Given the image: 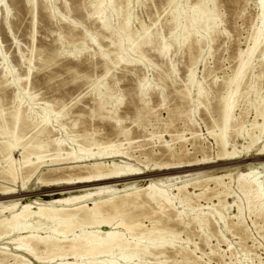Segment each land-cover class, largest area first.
Masks as SVG:
<instances>
[{"label":"bare ground","instance_id":"obj_1","mask_svg":"<svg viewBox=\"0 0 264 264\" xmlns=\"http://www.w3.org/2000/svg\"><path fill=\"white\" fill-rule=\"evenodd\" d=\"M37 1L29 0L28 4L36 5ZM206 1L198 0L195 6L189 8L190 10H185V6L182 5L176 7L174 20L179 33L171 42L163 40L157 50L160 55L165 57L175 44L178 45L179 50H183L185 46L190 50L193 46V37L202 29L205 31L202 37L208 39L209 42L213 40L211 32L215 31L221 19L220 15L213 13L216 0H210L213 4L212 8L204 5ZM2 6L5 11L4 20L7 24H11L9 22L10 5L6 0H0V13ZM92 15H97L105 31H111L112 35L119 36L118 43H116L118 49L116 51L118 56H116L119 57L117 62L120 60L128 63L137 62L136 58L135 60L125 57L124 50L131 49L136 50L137 53H143V46L153 44L155 41L148 27L142 28L143 35L140 34L141 36L131 29V16L128 14L121 16L122 14L120 15L116 8L115 0H96ZM119 16L123 17L122 22L114 27L112 20L114 17L120 19ZM73 25L74 29L78 28L77 24ZM90 37L93 42L99 41L98 35ZM263 43L264 19L262 25L251 37L247 50H240L238 68L224 79L223 84L217 85L218 81H216L214 83L217 86H211L212 90L216 87L213 99L219 97L221 88L224 87L225 90L217 105L210 102L212 97L208 86L206 87L202 82L197 81L196 83V96H191V101L195 104L189 113L197 114L200 106L205 105L208 113L212 116L216 114L213 116V124L217 129L209 131L217 145L215 156L203 147L200 135L194 128L196 119L188 115L186 125L188 128H193L192 137L195 140L193 155L185 156L188 150H183L184 146L179 151L169 147L168 159L155 161L153 164L151 162L152 166L149 162L142 165L145 160L134 156L130 151L133 144L132 129L124 126L125 118L118 115L119 107L125 101V95H116L113 88L106 82L97 86L100 98L97 110L100 112L91 117L98 115L104 123L113 122L112 124L119 128L118 134L123 135V140L129 143V148H124L120 142L114 143L95 138L96 130L87 128L88 125L81 131V134L70 135L74 132L73 127L79 125L80 116L74 120L75 117L72 122H69V119L66 121L69 114L67 108L66 111L65 107L56 110L49 103L35 104V96H28L29 92H25V88L18 86L14 111L0 113V128H2L0 129V152L7 161V172L2 178L8 182H0V240L5 235L10 237L15 244L10 249L0 248V263L13 261L12 264H31V261L26 259L29 255L39 262L46 258L53 260L59 257L61 262L57 264H148L140 258L147 254L164 256L170 252V249L176 254L184 253L186 259L191 258L190 254L195 250L188 249L189 245L177 248L176 243H172V239L177 234L180 236L183 230L187 231L191 226L197 227L203 233H208L212 220L225 223L227 216L222 210L232 207L227 203V197L236 192H232L230 185L224 182V175L227 174L210 176L205 181L207 189L199 194L194 193V197H191L192 194L188 192L187 182L184 181L178 187V193L173 196L164 189V181L162 182L157 177L163 172L180 173V170L184 168L209 165L215 162L229 163L237 160L240 163L242 161L245 166L244 170H241V164L235 169L238 170L237 191L242 197L238 195L234 197L235 202H233L237 203V213L228 214L231 221L234 223V220H237V224L243 222L244 206L240 204L242 199L246 202L249 215H253L255 220L260 217L264 218V191L259 190L257 186V181L261 176L259 174L264 171L262 167H259V160L264 159V139L261 138L264 137V93H262L264 84H260L264 80V68L258 73L254 70L257 53L263 62ZM0 56L5 65V77L11 76L7 79V86L19 85L22 80L27 84L31 81L33 67L30 63L26 77L22 78L16 75L14 70L16 67L14 69L9 67L1 48ZM75 57L79 56L75 55ZM54 59V56L49 57L50 61ZM143 61H145L144 58ZM252 69L255 72L251 73V80L247 81L248 71ZM190 83L195 84L193 71L189 75V84L186 86L191 95ZM142 89L143 96L155 91L152 82H147ZM26 96L29 98L26 99ZM108 97L115 98L114 107H108L110 103L105 100ZM142 99L145 104L149 102L147 99ZM163 102L165 103V98ZM79 112H81L80 115L84 114L82 109ZM140 112L141 110L137 112L139 116ZM252 113L254 116L248 125L250 130L246 129L247 132H245V118ZM31 130L35 132L25 139L26 132ZM237 136L243 137L244 140L248 137L249 142L242 148L238 147L233 143V137ZM15 149L21 150L20 159L14 157ZM44 168H47V171ZM35 175L38 183L44 188H53L50 191H54V194H50V199L38 196L28 202L17 199L22 195L21 192L28 181ZM147 177L154 178L147 184H141V182L120 184L127 180L143 181L142 179ZM18 181L20 185H17ZM210 182H214V188L209 187ZM198 183H193L192 186L194 188L200 186ZM79 187L85 190L75 194L74 189ZM57 194L60 196L56 197ZM214 197L217 198L221 208H214V211L209 213L194 214L191 212L193 215L190 214L188 218H185L188 212L183 207L187 206L192 199L212 200ZM176 199L184 206H182V211L177 210L175 215L177 219L173 220L174 217L170 212L176 211L174 205L178 203H175ZM238 200L241 202L239 203ZM154 215H160V218L157 221L150 220V227L145 225L144 218L152 219ZM164 217L165 219H162ZM206 236L209 235L206 234ZM160 262L157 264H165L164 261Z\"/></svg>","mask_w":264,"mask_h":264},{"label":"rangeland","instance_id":"obj_2","mask_svg":"<svg viewBox=\"0 0 264 264\" xmlns=\"http://www.w3.org/2000/svg\"><path fill=\"white\" fill-rule=\"evenodd\" d=\"M6 1L11 8V14L9 15L11 24L8 23V25L4 20L5 11L4 6H2V14L0 13L1 51L6 56L9 67L13 69L16 67L14 69L16 75L25 78L29 63L33 67V75L28 84L22 80L19 85L7 86V79H10L11 76L5 77V65L3 64V58L0 56V113L14 111L18 97L17 87L21 86L25 88V92H29L28 96H35V104L49 103L56 110L62 107H65V111L68 109L69 114L66 121L69 119L68 121L72 122L75 117L74 120L80 116L79 125L73 127L72 131L74 132H71L73 134L70 135L81 134V131L88 125L87 128L96 130L95 138L114 143L120 142L124 148H129V143L123 140V135L118 134L119 128L114 126L113 122L106 121L104 123L98 115L94 118L91 117V115L100 112L97 110L100 99L97 86L106 82L113 88L116 95H125V101L119 107L118 115L125 118L123 125L128 129H132L130 130L133 144L130 151L134 156L143 161L145 160L142 165L149 162L152 166L155 161H165L169 158V147L179 151L184 146L182 149L188 150V154L185 156L193 155L195 140L192 137L193 128H188L186 125L188 115L196 119L194 128L200 135L205 150L213 156L216 155L217 145L214 137L209 133L211 129L216 128L213 124V116L216 114L213 113L212 116L208 113L205 110V105L200 106V111L197 114L189 113L195 104L192 103L191 96H196L197 81L202 82L210 89V96L212 97L210 102L217 105L225 90L224 87L221 88L219 97L213 99L216 87L212 90L211 86L223 84L224 79L238 68L240 50H247L248 45L251 43V37L255 34L257 28L262 25L264 0H216L215 10L212 12L215 15H220L221 20L215 27V31L211 32L213 40L209 42L208 39L202 37L205 34L202 29L200 33L193 37V46L190 50L185 46L181 51L178 49V45L175 44L165 57L160 55L157 50L164 39L171 42L179 33L174 20L176 7L182 5L185 6V10H190L189 8L195 6L198 0H174L173 2L171 0H115L120 15L122 14L123 17L127 14L131 16V29L135 33L143 35L142 28L148 27L150 35L155 39L153 44L143 46V53H137L136 50L131 49L124 50L125 57L138 60L134 63H128L120 59V62H117L119 57H117L116 43H118L119 36L112 35L111 31H105L101 21L97 19V15H92L96 0H38L36 5L32 3H29V5V0ZM204 5L213 7L210 0H207ZM121 16H119L120 19L113 18L114 27L122 22L123 17ZM74 23L77 24L78 28L74 29ZM93 35H98V42H93L90 39V36ZM83 43L85 45H82ZM75 55L79 57H75ZM48 56H54L55 59L50 61ZM262 68H264V59L262 62L257 53L254 68L256 72L253 69L249 70L246 80H251V73H258ZM191 71L194 73L195 86L190 83L192 93L190 95L186 86L189 84ZM216 81H218L217 85L214 83ZM147 82H152L155 91H152L150 95L143 96L142 87ZM260 84L263 85L264 80ZM28 96H26V99L29 98ZM142 98L147 99L149 102L145 104ZM164 98L165 103L163 102ZM105 100L110 103L108 105L110 108L116 104L114 97H108ZM80 109L84 111L83 115H80ZM138 110H141L140 116L137 113ZM253 116L252 113L245 118V132L250 130L248 125H250ZM34 132L35 130L27 131L25 139L26 137L28 139ZM233 138V143L241 148L249 142L248 137L245 140L241 136ZM261 138L264 139V137ZM20 153V149H15L14 157L20 159ZM263 161L264 159L259 160V167H262V170H264ZM6 164L7 161L0 152V182L8 183L2 178L7 172ZM240 164L241 170H244L245 166H243L242 161L241 163L237 160L229 163L221 161L209 165L184 168L180 170V173L163 172L162 175L157 177L162 182L164 181V189L173 196L178 193V187L184 181L187 182L189 184L188 192H190V195L192 194L191 197H194V193L199 194L207 189L205 181L210 176L227 174L230 177L224 175L223 180L230 185V190L235 191L236 194L227 197V203L232 207L228 210H222L227 216L226 224L222 221L218 223L212 220L208 233H203L197 227L191 226L187 231L183 230L180 236L177 234L173 239L168 238L172 239V243H176L177 248L182 245L184 247L189 245L191 248L188 246V249L195 250L196 252L190 254L191 258L186 259L184 253L178 252L176 254L170 249V252H167L164 256L147 254L142 256L140 260L142 259L148 264H157L160 261H164L165 264H264V218L260 217L255 220L253 215H249L246 202L243 199L242 203H240L241 200H238L244 206L242 212L243 222L237 224V220H234L233 223L229 218V215L237 213V203H234V197L237 195L242 197L241 193L237 191L238 170H235ZM44 169L47 171V168ZM259 176L258 183H256L259 190L263 192L264 171ZM176 177L178 179H175ZM153 178L147 177L142 179L143 181L127 180L120 182V184L123 185L127 182L147 184ZM197 182L200 186L194 188L192 184ZM260 182L262 184H259ZM17 183V185H20V181ZM214 185V182L209 183L211 188H214ZM51 189L53 188L42 187L35 175L28 181L25 189L21 192L22 195L17 199L26 202L38 196L39 198L50 199V194H54V191H50ZM74 190V193L77 194L83 192L85 188L79 187ZM199 199H192L187 206L183 207L188 212L185 218H188L190 214L193 215L191 212L194 214L209 213L214 211V208H221L215 197L212 200ZM174 201L178 203L174 204L176 211L170 212L171 216L174 217L173 220L177 219L175 216L177 210L182 211V206H184L179 204L178 199ZM159 218L160 215H154L152 219L144 218L143 222H145V225H149L150 220L157 221ZM162 219H165V217ZM179 231L182 230L179 229ZM206 234L209 235V238ZM1 239L0 248L7 247L10 249L15 246L10 237L4 235ZM143 240L146 241V239ZM56 258H53V260L52 258H46L39 262L29 255L26 256L31 264H57L61 262L59 257ZM12 263L13 261L0 264Z\"/></svg>","mask_w":264,"mask_h":264}]
</instances>
